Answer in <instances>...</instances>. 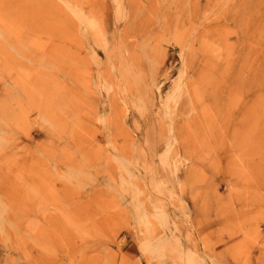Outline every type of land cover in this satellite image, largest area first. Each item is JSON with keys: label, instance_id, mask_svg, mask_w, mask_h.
Masks as SVG:
<instances>
[{"label": "rangeland", "instance_id": "374dc122", "mask_svg": "<svg viewBox=\"0 0 264 264\" xmlns=\"http://www.w3.org/2000/svg\"><path fill=\"white\" fill-rule=\"evenodd\" d=\"M0 264H264V0H0Z\"/></svg>", "mask_w": 264, "mask_h": 264}]
</instances>
